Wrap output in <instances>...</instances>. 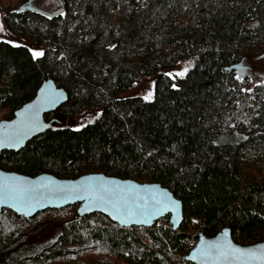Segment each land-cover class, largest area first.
Listing matches in <instances>:
<instances>
[{
  "label": "trees",
  "instance_id": "1",
  "mask_svg": "<svg viewBox=\"0 0 264 264\" xmlns=\"http://www.w3.org/2000/svg\"><path fill=\"white\" fill-rule=\"evenodd\" d=\"M5 25L45 49L0 41V120L53 78L69 100L51 128L0 167L77 178L104 172L160 182L185 220L122 227L101 213L48 209L27 219L0 212V264H193L192 232L229 226L242 244L264 240V83L238 66L264 51V0H0ZM190 70L177 83L168 69ZM157 75L155 98H120ZM239 77V78H238ZM89 119L81 128L68 121ZM75 215V216H74ZM44 216L68 220L36 249L25 241ZM32 226V228H30Z\"/></svg>",
  "mask_w": 264,
  "mask_h": 264
},
{
  "label": "water",
  "instance_id": "2",
  "mask_svg": "<svg viewBox=\"0 0 264 264\" xmlns=\"http://www.w3.org/2000/svg\"><path fill=\"white\" fill-rule=\"evenodd\" d=\"M69 100V92L45 80L33 99L0 120V155L20 152L51 128L50 117ZM0 212L8 208L30 219L48 209L77 205L79 216L101 213L122 227H152L169 217L173 230L185 220L184 203L160 182H140L104 172L61 178L49 172L29 175L0 167ZM225 233L227 235H225ZM186 260L193 264H264V240L242 244L229 226L217 234L201 233Z\"/></svg>",
  "mask_w": 264,
  "mask_h": 264
},
{
  "label": "rangeland",
  "instance_id": "3",
  "mask_svg": "<svg viewBox=\"0 0 264 264\" xmlns=\"http://www.w3.org/2000/svg\"><path fill=\"white\" fill-rule=\"evenodd\" d=\"M4 19L5 15L3 12L0 11V41H7L14 45H25L29 47L32 52L44 53L45 49L47 48L40 47L37 44L26 40L24 37L11 32L6 27ZM188 63L189 62L186 61H179L177 64L168 69L170 77L176 83L180 79L185 77V75L190 70V65ZM185 69H187L186 72ZM238 71V73L242 77H249L253 85L264 83V51L244 56L239 63ZM179 73H184V75L180 76L178 75ZM157 80V75L144 76L141 80L136 81L126 91H124L121 94L120 98L142 97L146 99V97H149V94H151L150 98L147 100H152L155 98ZM94 116V114H90L88 119L86 120L78 117H72L69 119L68 122L74 128H81L86 125L87 121L93 118ZM75 211H77V206L75 207ZM49 217L51 216L42 217L39 220L40 226L37 229L30 230L28 232V236L26 237L25 241L27 242V246L29 249L39 248L47 242L55 240L62 232V225L66 224L68 221L71 220L52 219L50 221H47L46 218ZM30 228H32V226ZM198 231L200 230H194L192 232V237ZM193 244L194 238L192 240V247Z\"/></svg>",
  "mask_w": 264,
  "mask_h": 264
},
{
  "label": "snow or ice",
  "instance_id": "4",
  "mask_svg": "<svg viewBox=\"0 0 264 264\" xmlns=\"http://www.w3.org/2000/svg\"><path fill=\"white\" fill-rule=\"evenodd\" d=\"M32 55H33V58H38V57L43 56V52H33ZM186 71H187V69H185V72ZM178 75L183 76L184 73H179ZM150 96H151V94H149V97H146V99H149ZM2 195H4V193L3 192H0V196H2ZM225 235H227V234L225 233Z\"/></svg>",
  "mask_w": 264,
  "mask_h": 264
},
{
  "label": "built area",
  "instance_id": "5",
  "mask_svg": "<svg viewBox=\"0 0 264 264\" xmlns=\"http://www.w3.org/2000/svg\"><path fill=\"white\" fill-rule=\"evenodd\" d=\"M201 233H202L201 231H198L195 235H193V238H194V244H193V246L197 243V241H198V236H199Z\"/></svg>",
  "mask_w": 264,
  "mask_h": 264
}]
</instances>
